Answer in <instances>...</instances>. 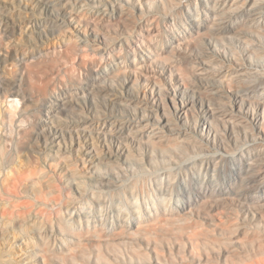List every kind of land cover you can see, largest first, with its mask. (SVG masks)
Wrapping results in <instances>:
<instances>
[{
    "label": "rangeland",
    "instance_id": "374dc122",
    "mask_svg": "<svg viewBox=\"0 0 264 264\" xmlns=\"http://www.w3.org/2000/svg\"><path fill=\"white\" fill-rule=\"evenodd\" d=\"M245 1L181 0L176 5L169 0H0V194L12 210L19 205L27 235L42 243L45 227L54 223L62 229L48 233L51 246L57 247L62 236L79 250L74 254L80 255L85 246L86 253L96 256L97 245L78 243L79 234L104 233L141 211L149 233L133 228L128 234L133 245L153 256L155 251L167 256L171 247L182 257L173 264H230L212 254L208 258L203 245L209 232L219 241L243 243L249 234L241 225L249 223L258 231L252 236L260 234L264 139L238 109L258 112L263 84L230 73L240 79L233 90L246 96L236 100L220 80L194 74L203 67L202 55L223 63L226 46L246 58L245 45L227 35L229 28L250 39L264 36V9ZM146 76L161 83V93ZM186 87L190 90L178 98ZM168 90L178 105H193L182 124L174 116ZM223 90L227 93L218 98L216 91ZM158 102L169 107L166 116H156ZM208 105L217 110L211 119L222 139L199 130ZM150 137L162 142L166 155L151 153ZM205 143L208 151H201ZM122 150L132 159H119ZM110 152L124 173L137 178L130 189L114 192L100 182L101 175L111 177L104 161ZM133 159L141 160L143 170ZM78 181L90 194L73 202ZM212 221L221 224L215 232ZM20 231L19 225L12 227L13 234ZM176 238L185 246L175 247ZM18 242L11 235L9 245ZM107 243L101 248L105 254ZM241 247L238 254L244 252ZM121 249L128 253L131 247Z\"/></svg>",
    "mask_w": 264,
    "mask_h": 264
},
{
    "label": "bare ground",
    "instance_id": "6f19581e",
    "mask_svg": "<svg viewBox=\"0 0 264 264\" xmlns=\"http://www.w3.org/2000/svg\"><path fill=\"white\" fill-rule=\"evenodd\" d=\"M169 1L175 3L176 5H179L181 3L180 2L181 0H169ZM237 1H239V0H237ZM245 2H246V5H252V4L254 5V4H256L261 9L262 8L264 9V0H246ZM182 3H184V2H182ZM242 5H244V4H242ZM126 12H128V11H126ZM262 27L264 29V21L262 22ZM227 35H230L231 39H233V40H235L237 42L243 43L245 45V47H246L245 48L246 49V58L241 59L238 56V53H236L234 48L226 46V48H228V49L223 51V54H222V57L225 59V61L223 62L224 64L220 63V62H219L220 63L219 64L216 61H214L212 59L214 56L211 57V55H207V54L206 55H202L203 57H202V59L200 61V64L203 67L202 68H196L195 71H194V74H196L199 78L204 79V80L207 79V78H215L214 80H220L221 84L226 85L231 90V92L233 93V98H235L236 100H245L246 96H245V94H243L244 92L242 93L241 90L240 91L233 90V86H235L239 82L238 80H240V79H238V78L234 79V78H232V76H228V75H230V73L237 74V76L240 77L242 80L251 79L252 78V79H254L256 81L257 80L260 81L263 84V92H262L261 101L259 102V110H258V112H256L255 114H251L250 111L247 108L246 109L239 108L238 109V113L243 114L245 117L250 119L251 124L254 126V129L257 130V133L259 134L258 137L262 138V136H263L262 139H264V135H263V132H264L263 131V126H264V41H262V39L264 40V36H259V35L258 36H253L252 35L251 37H256V39H250V38L245 37L243 34H241V31H238L237 28H233V27L228 29ZM257 38H259V39H257ZM259 42H261L262 45H260ZM163 52H164V50H163ZM167 53L169 54V52H167ZM189 61H191V60H189ZM158 78H160V77H158ZM179 78H180V80L185 81L187 77L184 74H180ZM146 79L152 81L155 89H157L160 93L162 92V90L164 88L161 86V83H159L158 81H153L151 79V77H147ZM208 88H209V85H208ZM189 90H190V88H187V87L185 89H180L178 91V98L184 97V95ZM167 93H168V96L170 97V99L174 102V103H171V104H173L172 108H174L173 110H175V114H176L174 116H176L178 122H180L181 124H182V122L184 123V120L188 116L189 110H190V108L193 105L189 104V103H183L182 105H178L179 103L177 104L176 98L172 97L173 94L169 90L167 91ZM225 93H227V92H225L224 90L220 91V92L216 91L215 95L218 98H221V97H224ZM138 97H139V95L136 98H138ZM224 99H226V98H224ZM137 100H139V99H137ZM155 104H156L155 105V108H156L155 109V114H156V116L157 115L159 116L161 112H162V114H164L166 116V114L168 113L169 107H163V105H161L159 102L155 103ZM207 108H208V109H206L207 115L205 117H203L202 119H200V125L198 124L200 126L199 130L204 131L206 134H209L210 136L213 135L214 140L215 139H222V135L219 133V130H221V129L218 130L217 127L214 124V121L211 119V118H214V116H216V111L217 110L215 111V109L212 108L209 105H208ZM152 110H153V108H152ZM47 112L51 113L50 110H48ZM171 112L173 113V111H171ZM217 117H218V115H217ZM229 117H230V115H229ZM233 118H234V115H233ZM155 119H156V117H155ZM190 123H192V122H190ZM170 124H172V123L170 122ZM246 125H247V123H246ZM168 126H169L171 131L176 130V126H171L169 124H168ZM157 131H158V129H157ZM183 131L184 130H182L181 132H183ZM223 131H221V132H223ZM226 132L229 135L233 134V131H232L231 128H227ZM246 133L249 134V131H246ZM181 135H182V133H181ZM183 136L187 137L185 135H183ZM165 138H167V137H165ZM182 139L183 138H181V140ZM186 140H188V141H185L187 144L192 145V143H193L192 139H187L186 138ZM206 140L210 141L211 139L207 138ZM257 141L258 140H254V141L252 140V142H254V143L257 142ZM161 143H162L161 141L156 142V141L152 140L151 137H150L149 145L153 147L151 153H154L155 151L157 152L159 150L160 151L159 154L166 155L167 151L164 149V147L161 145ZM263 143H264V140H263ZM159 144L161 146L156 148V146L159 145ZM256 144H258V143H256ZM142 145H144V144H142ZM207 145H209V144H206V146L203 147V149H201V151H205V150L208 151V146ZM179 151L180 150H177L176 148L174 149V152H176V153H179ZM127 152H128L127 150H126V152H125V150H122L121 154L119 156V159L121 157H127V158L130 157V160H131L132 158L129 155V152L128 153ZM218 153H219V151H218ZM208 154H210V153H208ZM227 155H228V153H227ZM202 156H203V154H202ZM207 156H209V155H207ZM219 156H221V155H219ZM101 157H102V155H101ZM105 157L106 158L109 157V160H107V161L104 160V161L107 162L106 163L107 167H105V168H107L108 173L111 174V177H107V176L105 177L103 175H101V176L99 175L100 176V179H99L100 182H102V184L106 185L110 191L112 190L114 192H117L120 189H123V188H126V187H128L130 189V185L134 184L135 183V179H137V178H133L132 176H130V174L128 175V174L124 173L123 168L120 165L121 163H119V161L113 155V153L110 152ZM140 157H141V155H140ZM134 160H135L136 165L139 166L143 170L144 167H143V164H142L141 160L140 159H133V161ZM180 161H182V160H180ZM98 173H99V171H98ZM143 174H145V173H143ZM149 175H150V173H149ZM18 187H19V183L17 181H15L14 188H18ZM87 188L84 185L83 181L76 182V187H75L76 194L73 197V202H77L80 198H82V199L85 198L86 196L85 197H83V196L87 195L88 192H89L88 193V195H89L90 191H88L89 188L88 189ZM199 196H201V195H199ZM91 197H92V199L97 200V198H95L94 195H92ZM139 199H140V197H139ZM248 199H250V198H248ZM5 201H7V200H5L3 198V195L0 194V237H2V239L0 238V264H173L174 262H178V260H179V262H181L182 257H180L178 255H175V253H174V251H173V249L171 247H170V250H169V253H170L169 255L166 256L163 253L155 251V256H153L154 254L151 255V253L146 251V249L144 250V247L139 246V245L138 246L133 245V242H132V239L130 238V235L128 236V234H131V235L133 234V232L131 231V230H133V228L134 229L136 228V232H144V233H147V234L149 233V226L146 223L145 215L141 211L136 212L137 213L136 214L137 217L134 220H130L127 224L124 223V222L123 223H119L118 227L109 229L107 231H104V233L103 232L100 233L98 231H94V232L90 231V232H88L86 234H79L78 240L76 239L78 241V243L81 244L84 241L91 242L93 245H97V248L99 249V253L96 256H93L90 253H86V249H84L85 246H81L82 250L80 251L81 253L79 255V254H74V252H79V250H75V248H74L75 245H71L70 239H67L65 237L61 236L60 238H57V240H56L57 247H53V246L50 245V243L47 240L48 233H50V232L55 233L56 230H59L58 227L62 229V227L60 225L58 226V225H55L54 223H49L45 227L46 234L42 236V239H41L42 243L36 242L32 236L27 235V233H26V231H27V229H26L27 219H26V217L24 216V214L21 211H18L19 210V205L18 206H14L17 209V211L16 210H12L11 209V204H9V202L7 203ZM73 205L74 204L72 203V206ZM189 205H190V203H189ZM57 206H58V204H57ZM85 208H87V207H85ZM55 209H57V208H55ZM35 212H36V210H35ZM32 213H34V211ZM90 214H92V213H90ZM259 215H260V218H261V226H260V234H258L257 236H252V234H254L253 232H256L257 230L251 224L246 223V224L241 225V227L243 228V232L249 234V237L247 236L248 238L246 237L247 239L243 243H236L235 240L233 241V239H230V238H228V239L225 238V239H222L221 241H219L216 238H213L212 234H210V232H209V235L206 236V242L203 245L204 246L203 250L208 253V258H209V255L212 254L211 256H213V257L216 256L217 258H224L227 261H230V264H264V210L259 212ZM10 216H12V218ZM147 217L149 218V215ZM53 218H55V216ZM131 218H133V217H131ZM160 219H162V216H160ZM240 220H242V219L240 218ZM229 224H231V223H229ZM16 225H19L22 228L23 231L22 232L20 231V232H17L15 234H13L12 227L13 226L15 227ZM211 225L214 227V229H212L211 232H215V229L217 230L221 226V224H219L216 221H212ZM68 226H69L70 229L76 230V227L73 226V224L70 225V223H69ZM228 226H230V225H228ZM15 230L17 231V229H15ZM11 235H13V238L16 239V242H18L20 240L18 243H15L16 246H13V247H11V245H9ZM219 238H220V236H219ZM107 241H108V243H107L108 244L107 245L108 251L105 254L102 251L101 248H102V245H103L102 243H106ZM12 245H14V244H12ZM123 245L125 247H128V246L131 247V250H130L131 252L128 251V253H127L126 251L121 249ZM174 245H175V247L182 248V247L185 246V243L176 238V241L174 242ZM216 246H218V247H216ZM239 246L240 247L242 246L243 249H244V252L242 254H238ZM41 247H43V248H41ZM216 251H218V252H216ZM199 255H201V254H199ZM235 255H240V256L236 260L235 259H231Z\"/></svg>",
    "mask_w": 264,
    "mask_h": 264
}]
</instances>
